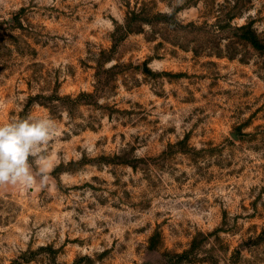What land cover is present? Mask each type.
Returning <instances> with one entry per match:
<instances>
[{
    "label": "rangeland",
    "instance_id": "374dc122",
    "mask_svg": "<svg viewBox=\"0 0 264 264\" xmlns=\"http://www.w3.org/2000/svg\"><path fill=\"white\" fill-rule=\"evenodd\" d=\"M0 103V264H264V0H0Z\"/></svg>",
    "mask_w": 264,
    "mask_h": 264
},
{
    "label": "clouds",
    "instance_id": "9594fccd",
    "mask_svg": "<svg viewBox=\"0 0 264 264\" xmlns=\"http://www.w3.org/2000/svg\"><path fill=\"white\" fill-rule=\"evenodd\" d=\"M57 134V121L51 117L0 123V188L11 185L27 190L46 185L53 167L46 149ZM33 162L39 167V179L33 173Z\"/></svg>",
    "mask_w": 264,
    "mask_h": 264
}]
</instances>
